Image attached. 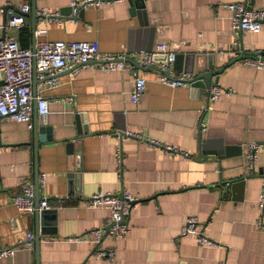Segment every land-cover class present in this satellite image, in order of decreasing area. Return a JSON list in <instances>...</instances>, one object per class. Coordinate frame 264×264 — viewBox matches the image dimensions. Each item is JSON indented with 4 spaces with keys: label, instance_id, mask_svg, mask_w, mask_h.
<instances>
[{
    "label": "crops",
    "instance_id": "0c3cea01",
    "mask_svg": "<svg viewBox=\"0 0 264 264\" xmlns=\"http://www.w3.org/2000/svg\"><path fill=\"white\" fill-rule=\"evenodd\" d=\"M69 1L0 0V39L14 36L20 46H29L33 30L45 27L39 39L96 40L101 51H124L126 58L146 43L148 35L136 31L132 0L88 6L76 20L68 18ZM24 2L58 11L61 21L45 25L35 18L32 29L29 9L20 27L3 28L2 7L8 15ZM229 2L264 7V0H141L155 26L152 46L160 40L178 43L170 47L176 61L165 74L183 72V56L196 53L209 54L216 67L223 66L212 83L231 93L220 95L210 112L204 109L207 87L200 81L173 87L159 81L164 56L158 54L149 67L139 68L146 88L136 103L129 99L126 69L60 71L58 84L40 91L49 101L50 139L38 141L36 149L33 118L28 127L0 117V249L16 246L12 255L0 257V264H216L217 259L264 264V229L256 224L264 220L257 202L264 178V68L236 60L264 55V21L258 32H234L224 6ZM234 41L242 44V52L231 51ZM199 118L207 120L205 131L196 129ZM253 140L260 143L257 172L246 176L244 153ZM35 171L45 175L38 199L46 197L44 209L53 211L49 218L54 219L39 233L37 248L33 213L11 201L25 182L34 183ZM233 179L243 180L236 190H223ZM122 189L136 197L127 218L130 232L122 238L104 232L96 243L87 231L107 228L109 212L86 207L84 200L98 190ZM190 215L213 243L179 234ZM30 231L32 248L22 245ZM109 246L115 248L112 260L95 256L96 247Z\"/></svg>",
    "mask_w": 264,
    "mask_h": 264
},
{
    "label": "built area",
    "instance_id": "2783aa9c",
    "mask_svg": "<svg viewBox=\"0 0 264 264\" xmlns=\"http://www.w3.org/2000/svg\"><path fill=\"white\" fill-rule=\"evenodd\" d=\"M119 0H70V16L68 18L76 20L80 10L88 6H98L102 3H112ZM224 6L231 13V28L234 32L250 31L258 32L262 29L264 21V7L250 8L244 2H229ZM29 4L21 3L17 10H9L8 18L4 27H20L24 23V14L29 11ZM37 19L45 25L53 21H61L58 11L47 7L36 9ZM45 27H38L33 30V43L29 46H20L14 36H6L0 39V117L11 119L17 122H26L31 127L33 110L37 114H46L48 112V99L41 95L43 88H52L58 84V73L63 69H69L76 72L82 67H90L100 70H118L126 69L131 75V86L129 90V99L131 102H138L146 88V78L140 73V69L126 60L124 51L111 53L101 51L96 40L80 41H62L39 39V35L44 33ZM176 41L160 40L157 41L149 51L137 50L131 51L129 58L135 61L142 68L149 67L154 63L155 57L162 54L164 58L160 61L159 81L168 86L186 85L192 78L190 72H180L176 76H169L165 71L169 70L176 56L171 46H176ZM238 41L233 42L232 52H242ZM243 60L257 68H264V55L260 52L252 56H247ZM33 69L35 78L38 79L35 87V95L32 91ZM231 89L224 88L217 83H211L206 91L205 111L210 112L213 109V102L220 95H229ZM73 101V97H69ZM207 120L199 118L196 123V129L205 131ZM126 135L139 137L137 133L124 131ZM154 143L153 141H150ZM163 147L173 152L186 154L174 145L165 144ZM244 153L245 175H251L257 172V163L259 158L260 143L249 141ZM45 175L43 172L37 175V184L44 185ZM136 197L128 190L122 189L120 192H110L98 190L89 195L84 200V205L89 208L105 207L109 212V223L107 228L98 227L87 231L96 243L101 239L104 232L113 238H122L129 234L130 225L127 218L130 214ZM12 203L18 210L33 213L36 208L44 209L48 207L46 197L34 200V183L25 182L20 191L12 196ZM61 205L60 199L57 200ZM258 206L264 210V178L258 197ZM198 218L194 215L187 216L179 225L180 235L190 234L199 244L213 243L211 239L202 233L199 228ZM256 224L264 229V220L258 218ZM69 239H78V236ZM22 245L33 247V232L26 234V240ZM16 246L0 249V257L12 255ZM94 254L106 260H112L115 255V248L112 246L101 248L96 247ZM216 264H226L224 259H217Z\"/></svg>",
    "mask_w": 264,
    "mask_h": 264
},
{
    "label": "water",
    "instance_id": "95a60500",
    "mask_svg": "<svg viewBox=\"0 0 264 264\" xmlns=\"http://www.w3.org/2000/svg\"><path fill=\"white\" fill-rule=\"evenodd\" d=\"M139 1L140 3H138L137 0H132V2L130 1L132 10L135 12V14L138 17V23H139L140 28L137 29L136 31L137 33L141 31L143 34H147L148 39L146 43H144L143 45H139L140 47L136 45L134 48L136 50L141 49L144 51H149L152 48V44H153L155 26L149 24V20L147 19L146 14L143 10L144 5L143 3H141V0ZM2 13H3V28H4L6 19L8 18L5 7H2ZM30 18H31V24H32L31 26L33 29L34 19L37 18L36 9L33 3L31 4V8H30ZM24 20L25 21L28 20L27 12L24 14ZM239 33L241 35L242 29L239 30ZM239 47L242 48L241 43ZM247 56H252V55L244 54L240 57H237L236 60L243 59ZM182 59H183V64H184L183 65L184 67L182 68L183 71L190 72L193 75L192 78L188 80V82H193L197 80V81H200L201 84H204L206 87H208L212 83V77L218 74L223 68V66L216 67L214 60L209 54H204V53L189 54V55L183 56ZM126 60L132 62L135 65V67L140 68V69L142 68L135 61H132L129 58H126ZM233 60L234 59H232L231 61ZM175 61H176V56L173 60V65L175 64ZM37 81L38 79L35 78V72L33 69L32 82H31L33 95H35V87H36ZM213 81L216 82V79H214ZM32 118H33L32 140H33L34 149H36V145L38 141H45V140L50 139V126L46 125L45 123V114H37L36 111L33 110ZM241 180L243 179H233L232 181H228L225 185L222 186V189L225 190L226 192H228V190H231V191L236 190L237 186L241 183ZM34 200L35 202L38 201L37 171H35V178H34ZM52 213L53 211L49 209H38V208H36L33 212L34 229H35L34 242H35L36 248H37V241H38L39 233H43L45 230H48V229H45L46 225H50L54 223V219L49 218V216L52 215Z\"/></svg>",
    "mask_w": 264,
    "mask_h": 264
}]
</instances>
